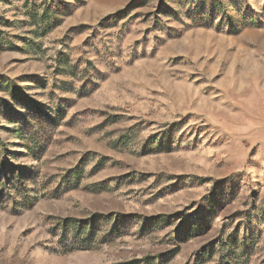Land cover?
Masks as SVG:
<instances>
[{"label":"rangeland","instance_id":"rangeland-1","mask_svg":"<svg viewBox=\"0 0 264 264\" xmlns=\"http://www.w3.org/2000/svg\"><path fill=\"white\" fill-rule=\"evenodd\" d=\"M0 264H264V0H0Z\"/></svg>","mask_w":264,"mask_h":264},{"label":"trees","instance_id":"trees-1","mask_svg":"<svg viewBox=\"0 0 264 264\" xmlns=\"http://www.w3.org/2000/svg\"><path fill=\"white\" fill-rule=\"evenodd\" d=\"M72 224L73 225V230H72V234L74 237H83L86 236V228L84 225H81L80 227L77 226V222L76 221H72V220H67L66 224ZM88 237V236H87ZM87 239V238H86Z\"/></svg>","mask_w":264,"mask_h":264}]
</instances>
